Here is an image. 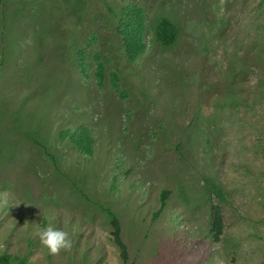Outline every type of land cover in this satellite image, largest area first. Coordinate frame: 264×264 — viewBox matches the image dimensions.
Here are the masks:
<instances>
[{
	"label": "rangeland",
	"instance_id": "obj_1",
	"mask_svg": "<svg viewBox=\"0 0 264 264\" xmlns=\"http://www.w3.org/2000/svg\"><path fill=\"white\" fill-rule=\"evenodd\" d=\"M127 1L171 20L177 45L148 38L130 63L108 12L121 0H0V194L83 224L70 250L33 261L121 264L104 216L67 182L83 181L120 217L130 264H264V0ZM80 126L94 138L89 160L59 137Z\"/></svg>",
	"mask_w": 264,
	"mask_h": 264
},
{
	"label": "trees",
	"instance_id": "obj_2",
	"mask_svg": "<svg viewBox=\"0 0 264 264\" xmlns=\"http://www.w3.org/2000/svg\"><path fill=\"white\" fill-rule=\"evenodd\" d=\"M126 1L114 2L108 7V12L114 22V34L120 40L122 51L130 63H134L146 53L148 49L146 39L148 38L151 43H156L166 49H171L177 45L179 31L171 20L161 18L152 23L146 8L140 1L124 3ZM76 57L81 74L87 77L90 66L86 51L82 49L76 51ZM96 66L95 77L102 81L104 67L101 64ZM59 137L61 141L68 139L76 152L85 159L89 160L93 157L94 138L87 127L80 126L73 132L61 131ZM42 148L45 155L56 166V156L48 153L44 147ZM67 182L83 201L95 207L104 216L107 223V228L104 229L107 239L115 247L121 264H130L128 247L122 238L120 217L106 204L93 202L82 189L83 181ZM112 188L113 186L108 187L107 192L110 193ZM216 193L220 204L212 207L210 234L214 240L219 241L224 227L221 204L226 201V198L221 189L218 188ZM169 197V191H160L157 197L159 207L154 213V218H158L165 210ZM23 206L15 202L10 195L0 194V264H35L32 256L36 252H41L42 247L39 243L38 232L40 227L44 225H51L68 231L72 242H77L83 230L82 221L76 225V220L72 215H64L52 207L47 209L52 214L48 219L43 213L35 212L31 207L20 209ZM178 218L177 216H170L169 220L174 222ZM174 230L181 232L177 226H174ZM72 249L75 253L82 251V248L76 244L73 245Z\"/></svg>",
	"mask_w": 264,
	"mask_h": 264
},
{
	"label": "clouds",
	"instance_id": "obj_3",
	"mask_svg": "<svg viewBox=\"0 0 264 264\" xmlns=\"http://www.w3.org/2000/svg\"><path fill=\"white\" fill-rule=\"evenodd\" d=\"M39 243L49 254H57L61 250L68 251L72 247V238L68 231L51 225L41 226L38 232Z\"/></svg>",
	"mask_w": 264,
	"mask_h": 264
}]
</instances>
